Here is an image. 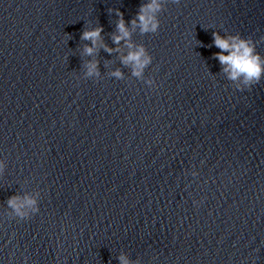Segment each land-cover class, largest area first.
<instances>
[{
	"label": "water",
	"instance_id": "95a60500",
	"mask_svg": "<svg viewBox=\"0 0 264 264\" xmlns=\"http://www.w3.org/2000/svg\"><path fill=\"white\" fill-rule=\"evenodd\" d=\"M143 2L0 0V264H264V79L237 90L210 46L239 34L264 56V0H168L133 34L156 87L103 49L83 78L81 33L116 47L109 9ZM36 192L38 214H8Z\"/></svg>",
	"mask_w": 264,
	"mask_h": 264
},
{
	"label": "clouds",
	"instance_id": "9594fccd",
	"mask_svg": "<svg viewBox=\"0 0 264 264\" xmlns=\"http://www.w3.org/2000/svg\"><path fill=\"white\" fill-rule=\"evenodd\" d=\"M179 3L180 0H175ZM168 0H145L141 3L134 18L130 21L125 20L124 13L119 9H109L118 17L115 31L111 34L112 44L109 46L105 42L103 33L104 27L99 23L85 29L80 36L83 41H89L84 45L81 56L91 57L85 59L82 63L83 78L96 79L101 78L100 61L96 59L99 51L119 54L120 64L130 69L132 77L143 80L149 87H156V81L153 78H145V70L153 63V56L149 53L146 46L142 43H136L133 40V34L139 32L144 34H155L160 29L159 15L164 10ZM219 51L213 53V59H216L221 65V72L224 77L231 81L239 91L251 89L255 84L264 79V56L256 49V44L251 39H245L239 34H221L220 31L212 32V44ZM105 67H108L106 64ZM109 76L118 80L126 78L121 68H115L109 72ZM7 163L0 158V176H3ZM195 177L197 172L193 171ZM40 193L25 194L23 196L13 195L8 198L6 204L10 210L9 215L20 220H27L40 212ZM198 204V201H194ZM117 259L119 264H141L139 259L133 260L128 254L121 253Z\"/></svg>",
	"mask_w": 264,
	"mask_h": 264
}]
</instances>
